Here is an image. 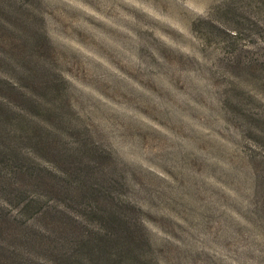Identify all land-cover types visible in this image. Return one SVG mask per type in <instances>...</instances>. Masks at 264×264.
<instances>
[{"label":"clouds","instance_id":"clouds-1","mask_svg":"<svg viewBox=\"0 0 264 264\" xmlns=\"http://www.w3.org/2000/svg\"><path fill=\"white\" fill-rule=\"evenodd\" d=\"M15 3L23 27L0 32V264H264L248 165L264 169V146L233 114L264 121V0Z\"/></svg>","mask_w":264,"mask_h":264},{"label":"trees","instance_id":"trees-1","mask_svg":"<svg viewBox=\"0 0 264 264\" xmlns=\"http://www.w3.org/2000/svg\"><path fill=\"white\" fill-rule=\"evenodd\" d=\"M0 11H5V12L9 13L10 9H9V7L0 8ZM15 15L18 19L22 18V16L19 13H15ZM20 24H22V23H20ZM1 25L2 26L11 25V23L2 24L0 21V26ZM18 25L19 24L13 25V27H19ZM6 35H8V34H6ZM41 84L45 85L46 81H44L40 78H37L36 83L34 86H32L31 90H32L33 94L36 96L38 101L44 102L46 98L43 95H38V94L34 93V90L36 89L37 85L40 86ZM40 88H42V86H40ZM9 94H13L11 92V89H9ZM23 102H25V101H23ZM25 103L28 105V107L27 106L24 107L26 115L30 116L32 119L37 120L41 124H45L46 126L51 127L54 132H56L60 135H64L65 138H68V135H67V132L65 131V129L64 128L60 129L59 126L56 125L54 123V121L50 117H48V115L46 113H44L43 111L38 112L36 107H34L31 104H28L27 102H25ZM23 127L25 129H27L28 137L35 144V147L37 148L38 152L44 156H47L48 160L51 162V164H53L55 167H57L61 170H69V171L73 170L72 162L70 160L65 159L63 157H60V156L53 155L51 153L49 144L42 137L39 129H32L31 126H29L27 124H24ZM2 163H3V161H0V164H2ZM28 175H30V173ZM37 183L45 192H47L49 195H51L53 197H60L62 194L61 189L58 186V184L50 177L38 178ZM16 199L18 201H22L24 199L23 193H18L16 196ZM25 208L29 212H35L38 210L39 206L38 205L33 206V204L30 202V203L25 205ZM81 219H85V218L81 217ZM85 222L88 223L89 221H87L85 219ZM112 223L115 224L116 221L113 220ZM95 226L99 227L101 225L99 222H97V224ZM38 258L41 260V264H47V262L43 259V257H38Z\"/></svg>","mask_w":264,"mask_h":264},{"label":"rangeland","instance_id":"rangeland-1","mask_svg":"<svg viewBox=\"0 0 264 264\" xmlns=\"http://www.w3.org/2000/svg\"><path fill=\"white\" fill-rule=\"evenodd\" d=\"M10 12L7 13L5 11H0V21L2 24H9L11 25H17L19 27H23L21 23V19H18L15 15V13H19L22 17L25 15V10L22 5L15 3V0H12V2L9 4ZM0 32H3L5 35H10L4 28V26H0ZM42 86V88H40ZM37 85L36 89L34 90L35 94L43 95L44 87L45 85ZM20 102L25 106L28 107V105L20 100ZM31 109V108H30ZM32 110V109H31ZM29 111V110H28ZM30 112V111H29ZM32 113V112H31ZM233 114L238 118L243 120L245 123V126L248 128L247 132V139L252 141L253 143L257 145L264 146V121H259L257 119L252 118L251 116H245L243 113L239 112V110H234ZM60 129H62V126H59ZM66 131V130H65ZM218 139H223L222 137L217 136ZM47 157V156H46ZM248 165L251 168V171L253 173L252 177L250 179L252 182L257 186V188L260 190L259 194L264 195V175L261 173L264 172V169L258 170L257 165L251 161H248Z\"/></svg>","mask_w":264,"mask_h":264}]
</instances>
